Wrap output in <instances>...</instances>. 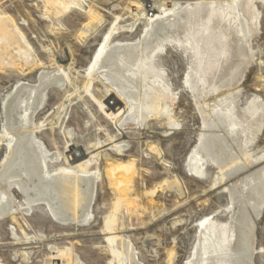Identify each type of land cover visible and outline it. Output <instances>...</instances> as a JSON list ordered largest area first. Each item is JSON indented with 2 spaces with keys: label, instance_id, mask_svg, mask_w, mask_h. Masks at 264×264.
Here are the masks:
<instances>
[{
  "label": "rangeland",
  "instance_id": "374dc122",
  "mask_svg": "<svg viewBox=\"0 0 264 264\" xmlns=\"http://www.w3.org/2000/svg\"><path fill=\"white\" fill-rule=\"evenodd\" d=\"M143 1L81 0V8L59 16L47 0H0V156L7 148L2 138L7 97L20 82L38 83L42 72H64L69 83L61 90L50 86L42 110L33 116L32 123L41 127L36 135L50 154L59 156L56 163H48L50 171L80 168L100 176L91 219L82 225L57 222L44 205L25 211L22 195L12 190V207L17 211L0 218V264H122L115 238L128 242L142 264H171L172 255V264H186L196 244L197 224L207 217L219 223L229 219V186L237 190L242 173L225 179L207 162L205 177L195 178L185 168L203 131L185 79L192 68L202 77L215 79L236 61L232 37L223 35L224 27L210 29L202 37L198 33L194 53L176 47L155 55L152 66L176 97L172 115L179 128L175 132L165 134L143 126L117 129L126 104L88 72L109 30L113 42L138 40L146 25L137 17ZM155 1L158 8L150 15L174 12L197 0ZM239 3L246 19L253 8L259 13L258 28L248 25V64L237 88L204 91L201 102L230 110L235 101L252 115L253 102L264 104V0ZM52 14L58 18L55 23L48 18ZM153 122L162 123L160 118ZM98 140L109 146L97 148ZM114 145L124 146L120 154L112 149ZM248 150L251 160L264 155V124ZM101 154L111 159L104 160ZM2 161L1 157L0 168ZM117 162L133 163L130 183H119V176L109 180L107 170ZM261 165L264 161L248 165L245 173ZM174 179L183 188L182 196L166 186ZM254 249L253 264H264V210L256 220Z\"/></svg>",
  "mask_w": 264,
  "mask_h": 264
},
{
  "label": "bare ground",
  "instance_id": "6f19581e",
  "mask_svg": "<svg viewBox=\"0 0 264 264\" xmlns=\"http://www.w3.org/2000/svg\"><path fill=\"white\" fill-rule=\"evenodd\" d=\"M47 1L59 16L72 8H81V0ZM154 1L144 0L140 4L137 17L146 20V25L138 40L113 42V31L109 30L94 53L88 72L91 77L101 79L126 104V111L116 123L117 129L143 126L165 130V134L175 132L179 128L172 115L176 97L163 84L162 74L152 66L155 55L176 47L194 53L198 33L202 37L210 29L220 26L224 27V36L231 35L236 61L222 75L215 79L202 77L192 68L185 79L203 127L195 147L186 158L185 168L195 178L205 177L207 162L217 167L225 179L242 174L237 180V190L229 186V219L219 223L207 217L197 224L196 244L186 264H253L256 220L264 210V165L245 172L248 165L264 161V155L256 160H251L248 155V146L256 141L264 124V104L260 100L253 102L255 112L248 115L237 107L235 101L231 102L229 110V107L222 109L221 105L210 107L201 99L204 91L216 93L222 88L239 86L249 59L248 25L258 28L259 13L253 8L247 20L239 0H197L174 12L150 15L158 8V2ZM48 18L54 23L58 21L53 14ZM24 44L28 47L26 42ZM149 73L153 76L148 77ZM89 74L84 78L88 79ZM67 83L69 78L64 72H42L35 85L18 83L3 104L5 125L2 138L6 139L7 148L0 156L3 160L0 168V218L16 213L11 191L17 190L24 199L25 211L31 206L44 205L57 222L82 225L91 219L99 172L80 168L50 171L48 163H56L59 156L49 153L36 135L41 127L32 123L33 116L43 108L47 89L53 85L61 90ZM154 118H160L162 123L153 122ZM97 143L100 149L109 146L99 140ZM122 148L124 146L114 145L112 149L120 154ZM100 156L104 160L111 159L108 154ZM115 164L107 167L109 180L119 176V183H130L134 175L133 163ZM166 186L179 196L184 193L175 179L167 181ZM113 244L123 254L122 264H142L128 242L115 238ZM170 259L172 264L175 256Z\"/></svg>",
  "mask_w": 264,
  "mask_h": 264
}]
</instances>
